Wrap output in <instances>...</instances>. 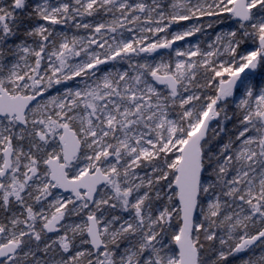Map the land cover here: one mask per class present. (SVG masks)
<instances>
[{
    "label": "snow or ice",
    "instance_id": "obj_1",
    "mask_svg": "<svg viewBox=\"0 0 264 264\" xmlns=\"http://www.w3.org/2000/svg\"><path fill=\"white\" fill-rule=\"evenodd\" d=\"M0 264H264V0H0Z\"/></svg>",
    "mask_w": 264,
    "mask_h": 264
}]
</instances>
